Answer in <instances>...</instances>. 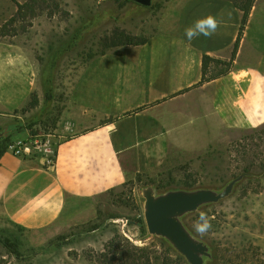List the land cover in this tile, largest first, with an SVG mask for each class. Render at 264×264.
I'll return each mask as SVG.
<instances>
[{
    "label": "crops",
    "instance_id": "crops-1",
    "mask_svg": "<svg viewBox=\"0 0 264 264\" xmlns=\"http://www.w3.org/2000/svg\"><path fill=\"white\" fill-rule=\"evenodd\" d=\"M258 8L256 2L230 68L199 86L205 54L232 56L242 12L230 0H188L168 19L171 26L152 28L145 43L119 45L88 62L54 131L53 165L7 149L1 154L0 232L23 229L31 245L43 244L59 229L95 218L97 197L132 175L158 171L172 150L204 148L227 126L263 125L264 71L241 64L256 43L251 25L258 14L263 22ZM209 14L220 22L216 33L188 41L184 29ZM36 68L0 60V129L10 141L31 134L17 127L39 110L21 111L38 89ZM5 118L12 123L5 126Z\"/></svg>",
    "mask_w": 264,
    "mask_h": 264
},
{
    "label": "rangeland",
    "instance_id": "rangeland-1",
    "mask_svg": "<svg viewBox=\"0 0 264 264\" xmlns=\"http://www.w3.org/2000/svg\"><path fill=\"white\" fill-rule=\"evenodd\" d=\"M187 2L153 0L144 6L133 0H0V60L37 67L38 89L31 100L36 95L43 103L25 118L27 127L33 132L55 131L84 66L117 48L111 46L115 29L147 37L152 28L171 26L168 19ZM256 2L263 22L257 23V13L251 25L256 46L247 40L241 64L264 71V0ZM211 65L210 77L228 70L223 64ZM24 108L21 111L32 109ZM9 122L11 118L4 119L5 126ZM2 131L0 138L7 135ZM229 185L226 196L177 218L194 241L206 246V264H264V124L241 130L227 126L221 139L204 148L172 150L158 171L132 175L97 197L95 218L59 229L43 244L31 245V235L23 229L0 232V264H97L113 238L151 249L157 262L170 254L183 255L169 237L149 231L148 199L199 190L219 194ZM201 212L211 224L204 235L193 226Z\"/></svg>",
    "mask_w": 264,
    "mask_h": 264
},
{
    "label": "trees",
    "instance_id": "trees-1",
    "mask_svg": "<svg viewBox=\"0 0 264 264\" xmlns=\"http://www.w3.org/2000/svg\"><path fill=\"white\" fill-rule=\"evenodd\" d=\"M230 1H232L234 6H236L242 12V22L240 25L237 40L235 42L232 51V56L230 60H223L205 54L203 56V69H202L203 77L202 80L195 86H199L203 84L205 81L215 77V76L214 77L208 76L209 65L211 63H215L216 65L223 64L229 68L236 57L240 45V41L244 33V29L246 27L250 13L255 5L256 0H230ZM113 38L114 39L111 43V46H118L123 44L138 45L145 43L147 40L146 37H138L136 35L127 34L124 30L118 28L115 29ZM38 104H39V100L37 96L34 95L32 100L24 108V110L35 108L36 106H38ZM24 125L27 126L26 124H20L17 127V130H22ZM1 141H5V144L0 146V156L7 149V145L10 142V135L1 137L0 142ZM126 240L127 239L125 238H118V239L113 238L111 241H109L105 247V251L102 252L97 257V264H185L186 263V259L183 255H176L175 257H173V255L171 254L165 257L162 260V262H157V260H155V257L154 259L152 257L153 251H151V249H147V248L138 249L130 245V243L125 242Z\"/></svg>",
    "mask_w": 264,
    "mask_h": 264
},
{
    "label": "water",
    "instance_id": "water-1",
    "mask_svg": "<svg viewBox=\"0 0 264 264\" xmlns=\"http://www.w3.org/2000/svg\"><path fill=\"white\" fill-rule=\"evenodd\" d=\"M144 6H151L153 0H133ZM231 185L219 194L210 190H199L193 193L171 192L156 199L149 198L145 213L147 227L151 233L169 237L190 264H206L202 254L206 246L192 239L177 215L192 211L204 202L217 201L226 196Z\"/></svg>",
    "mask_w": 264,
    "mask_h": 264
},
{
    "label": "built area",
    "instance_id": "built-area-1",
    "mask_svg": "<svg viewBox=\"0 0 264 264\" xmlns=\"http://www.w3.org/2000/svg\"><path fill=\"white\" fill-rule=\"evenodd\" d=\"M58 143L59 136L56 132L31 131L27 139L11 140L7 150L23 158L39 156L46 165L51 166L55 161Z\"/></svg>",
    "mask_w": 264,
    "mask_h": 264
},
{
    "label": "clouds",
    "instance_id": "clouds-1",
    "mask_svg": "<svg viewBox=\"0 0 264 264\" xmlns=\"http://www.w3.org/2000/svg\"><path fill=\"white\" fill-rule=\"evenodd\" d=\"M219 26L220 22L216 19V17L209 14L207 16L197 18L191 25L187 26L184 29V35L188 41H192L200 36L210 38L216 33ZM193 226L199 234L204 235L210 229L211 224L207 219L206 214L201 212Z\"/></svg>",
    "mask_w": 264,
    "mask_h": 264
}]
</instances>
